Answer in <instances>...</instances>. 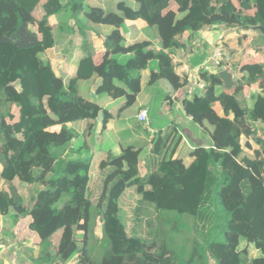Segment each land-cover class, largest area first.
Wrapping results in <instances>:
<instances>
[{"label": "trees", "instance_id": "obj_1", "mask_svg": "<svg viewBox=\"0 0 264 264\" xmlns=\"http://www.w3.org/2000/svg\"><path fill=\"white\" fill-rule=\"evenodd\" d=\"M32 1L0 0V97L7 106L0 118V217L27 220V232L35 236L30 241L38 247L32 263L264 264V0H139L141 11L125 1L117 4L123 21L143 14L155 23L161 50L152 68L157 78L176 76L180 86L187 85V76L171 51L186 47L201 29L263 28L256 30L258 44L241 48L222 41L228 55L222 68L226 64L236 76L231 89L216 73L200 70V96L183 102L185 115L210 141L202 150L205 170L193 216L201 239L189 244L177 239L188 230L183 213L161 208L158 198L169 180L171 185L182 177L181 160L190 152L178 126L153 123L140 160L134 147L115 152L111 115L87 94L96 78L99 96L136 94L146 62L128 57L96 64L89 31L76 20L83 0ZM64 10L83 34V56L74 77L58 89L54 68L40 55L54 46L50 18ZM247 50L256 61L236 64ZM252 90L261 99L249 107ZM46 99L66 107L62 118L45 111ZM15 181L30 190L28 201ZM92 221L102 227L97 261L88 249ZM57 233L54 245L50 238ZM249 248L258 255L250 258Z\"/></svg>", "mask_w": 264, "mask_h": 264}, {"label": "crops", "instance_id": "obj_2", "mask_svg": "<svg viewBox=\"0 0 264 264\" xmlns=\"http://www.w3.org/2000/svg\"><path fill=\"white\" fill-rule=\"evenodd\" d=\"M123 1L132 8L141 11L139 0H83L82 10L76 16V20H78V24L85 25L89 31L94 50L93 59L96 64L103 60L108 61L109 58L123 60L128 57H140L146 62V68L140 71L138 92L119 99L101 98L97 95L100 91L101 80L96 78L88 88L89 99L95 100L100 107L108 110L111 115L110 129L117 139L115 152L126 147H134L138 150L139 160L144 158L150 146L149 134L155 130L152 129L153 123L159 126L172 122L178 126L185 142L190 146L189 154L181 162L190 161L192 150L201 145L202 142H205L206 148L210 141L200 134L192 124L191 118L185 115L183 102L192 99L194 96H200V90H191L192 81L199 77L200 65L209 57L213 46L217 43H214L213 32L221 28L216 26L203 28L193 35L186 47L171 51L173 60L182 64L181 70L187 76V85L180 86L174 75L168 78L156 77V72L152 67L156 62L154 57L161 49L158 38L152 31V26L155 23L146 21L143 14L142 19L123 21L117 9V4ZM174 9L171 8L172 11ZM68 15L67 10L56 15L57 21L51 23L54 27V46L50 50L53 52L46 53L50 51L47 50L42 54L47 55L46 57L50 56L48 62L56 68L54 69L57 77L55 84L58 89L64 87L74 77L79 60L83 56L80 47L83 34L79 28L76 30V26L73 27L74 20L68 19ZM207 28L212 31L210 34L206 33ZM225 31L236 30L225 29ZM239 31L247 35L242 36L243 39L245 38V47L258 44L254 43L255 40L262 41V37L252 28ZM248 33L251 35L256 33L257 37L250 38L251 42H247ZM231 40L234 42V38L231 36L223 39L228 43L229 41L231 43ZM247 53L248 50L245 55L236 56L235 63L243 64L248 60L256 61V53ZM201 56H204L203 60L199 63L196 62ZM254 91L261 97L258 90H252L246 99L249 107L253 106L251 96ZM105 99H107L106 102L102 103V100ZM141 108H146L148 111V125H142L136 119V114ZM118 110H121L119 114ZM57 127L55 125L51 129ZM26 224V219L20 218L11 221L0 217V264H33L32 259L38 255V247L30 241L35 236L28 234ZM16 230L18 234H16ZM50 240L54 245L57 244L56 238H50ZM67 264H73V262L70 261Z\"/></svg>", "mask_w": 264, "mask_h": 264}, {"label": "rangeland", "instance_id": "obj_3", "mask_svg": "<svg viewBox=\"0 0 264 264\" xmlns=\"http://www.w3.org/2000/svg\"><path fill=\"white\" fill-rule=\"evenodd\" d=\"M142 1V0H141ZM140 1V2H141ZM25 4L29 2L32 4V0H22ZM86 3V1H85ZM144 12V11H143ZM57 21V16H52L50 18V22ZM222 29V30H221ZM220 30L213 32V40L214 43H222L223 39L227 38L228 36H231L234 38V42L231 40V43L237 47L241 46V48H245L244 44V39L242 36H245L244 33H240V31H232L228 32L225 31V29L221 28ZM154 32V30H152ZM212 31L207 28L206 33L210 34ZM255 35V36H254ZM247 36V35H246ZM250 36V37H249ZM254 36V37H253ZM257 37V34L251 35V33H248V40L247 42H251V39H254ZM259 40H255L254 43H259ZM53 52V50L47 51L46 53ZM246 52V51H245ZM251 53L249 50L247 54ZM40 60L43 63H49L48 58L44 55H40ZM51 64V63H50ZM54 67V66H53ZM54 69H56L54 67ZM224 70H227V65L225 64L223 66ZM228 71V70H227ZM229 72V71H228ZM230 73V72H229ZM231 74V73H230ZM232 75V74H231ZM14 86L18 89V84H14ZM106 98V96L101 95V98ZM251 99L253 100V105L255 103H259L261 97L257 95V92L254 91L252 93ZM107 99L102 100V103H105ZM125 100V98H124ZM6 104L4 100L0 97V118L2 114L6 111ZM66 107L64 105H61L60 102H58L55 99H46L45 100V111L46 112H52L53 114H56L62 118L63 113L65 112ZM118 110V114H119ZM116 114V111H115ZM117 114V116H118ZM43 123L45 125L50 124V121L47 117H44ZM245 140L244 138L241 139V145L244 144ZM206 144L205 142H202L201 145L198 147H195L192 150V154L190 156V161L186 162H181L180 166V176L177 180L173 181L172 184L170 185L171 180H169L165 186H163L159 192H158V198H159V205L163 209H176L179 212L183 213L182 219L183 221L188 225V230L183 231V234L179 235L177 239L183 238L184 240H187L186 242L189 244L193 239H198L200 240L201 237L196 234V228L193 223V216L194 213L197 209V201L201 193L202 189V183H203V173L205 170V165L203 162V148H205ZM15 185L17 186L19 192L21 195L28 201L29 196H30V190L25 187L24 185H21L18 183V181H15ZM51 215V212L47 213L43 220L46 221L48 216ZM52 223V222H51ZM92 232L89 235V240H88V249H89V254L93 258V260H98L101 251H102V227L97 221H92ZM18 230V229H17ZM16 230V234H18V231ZM21 234V233H20ZM51 238H56L58 239V233L53 235ZM15 240V238H13ZM16 241V240H15ZM17 243V242H16ZM248 256L250 258L256 257L258 253L256 250L253 248H249ZM76 259H73L72 262L73 264L75 263Z\"/></svg>", "mask_w": 264, "mask_h": 264}, {"label": "built area", "instance_id": "obj_4", "mask_svg": "<svg viewBox=\"0 0 264 264\" xmlns=\"http://www.w3.org/2000/svg\"><path fill=\"white\" fill-rule=\"evenodd\" d=\"M228 59L226 52L223 50L221 43H216L213 48L212 52L208 58L204 60V62L200 65L201 71H206L210 73L218 74L220 71L223 70L222 63ZM199 70V71H200ZM203 82L198 77L197 80L192 81L191 90L194 91L196 89L202 90L203 89ZM136 119L142 125H148V111L146 108H141L137 114Z\"/></svg>", "mask_w": 264, "mask_h": 264}, {"label": "water", "instance_id": "obj_5", "mask_svg": "<svg viewBox=\"0 0 264 264\" xmlns=\"http://www.w3.org/2000/svg\"><path fill=\"white\" fill-rule=\"evenodd\" d=\"M215 27V26H213ZM254 30H260L261 32H263V28L262 27H255L252 28ZM219 78L221 79L222 83H223V87L226 90L231 89L235 84H236V76L235 75H231L227 70H222L218 73ZM98 120H101V113L98 114Z\"/></svg>", "mask_w": 264, "mask_h": 264}, {"label": "clouds", "instance_id": "obj_6", "mask_svg": "<svg viewBox=\"0 0 264 264\" xmlns=\"http://www.w3.org/2000/svg\"><path fill=\"white\" fill-rule=\"evenodd\" d=\"M224 70V69H223ZM218 75V74H217Z\"/></svg>", "mask_w": 264, "mask_h": 264}]
</instances>
